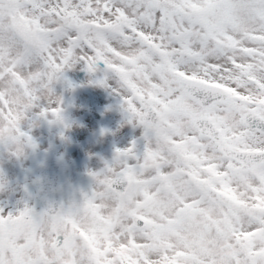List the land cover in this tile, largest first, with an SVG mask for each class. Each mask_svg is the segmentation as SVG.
<instances>
[{"label":"snow or ice","instance_id":"snow-or-ice-1","mask_svg":"<svg viewBox=\"0 0 264 264\" xmlns=\"http://www.w3.org/2000/svg\"><path fill=\"white\" fill-rule=\"evenodd\" d=\"M77 64L111 81L143 148L67 208L0 207V264H264V0H0L11 155L35 147L31 113L64 123L42 93Z\"/></svg>","mask_w":264,"mask_h":264},{"label":"rangeland","instance_id":"rangeland-1","mask_svg":"<svg viewBox=\"0 0 264 264\" xmlns=\"http://www.w3.org/2000/svg\"><path fill=\"white\" fill-rule=\"evenodd\" d=\"M64 76L66 81L59 80L53 84L55 95L61 98L64 123L49 122L50 115L37 116L33 112L21 122V128L31 136L35 147H25L23 154L16 157L1 144L0 171L3 177H0V185L3 186L0 187V207H5L7 202L9 210L27 204L34 211H40L33 197L27 193L30 188L37 193L34 185L39 186L37 178L25 172L33 151L51 150L63 163L60 202L61 207L67 208L70 204L79 203L82 193L92 190L94 181L89 171L103 168L105 162L110 163L116 149L127 148L133 142L137 150L143 148V127L135 121L127 122V115L120 107V97L113 91L111 81L107 87L89 82L103 76L102 72L97 70L89 74L77 64L67 69ZM68 82L75 87L69 103L64 97ZM92 104L99 106L103 115L100 122L84 111ZM81 142L84 146L80 145Z\"/></svg>","mask_w":264,"mask_h":264},{"label":"water","instance_id":"water-1","mask_svg":"<svg viewBox=\"0 0 264 264\" xmlns=\"http://www.w3.org/2000/svg\"><path fill=\"white\" fill-rule=\"evenodd\" d=\"M66 87L64 96L66 102L69 103L73 97L75 87L73 85H67ZM98 109L96 104H92L86 108V112L91 113L99 121L101 114ZM62 167L63 163L57 159L51 150L33 151L30 153V163L25 172L37 178L39 186L34 185V187L41 194L35 195L33 188H30L27 192L33 196L34 203L40 207V210L48 206L61 207L60 184L63 174Z\"/></svg>","mask_w":264,"mask_h":264},{"label":"clouds","instance_id":"clouds-1","mask_svg":"<svg viewBox=\"0 0 264 264\" xmlns=\"http://www.w3.org/2000/svg\"><path fill=\"white\" fill-rule=\"evenodd\" d=\"M42 95L45 97L46 100H53L55 99V94L50 95L47 92L42 93Z\"/></svg>","mask_w":264,"mask_h":264},{"label":"bare ground","instance_id":"bare-ground-1","mask_svg":"<svg viewBox=\"0 0 264 264\" xmlns=\"http://www.w3.org/2000/svg\"><path fill=\"white\" fill-rule=\"evenodd\" d=\"M66 86H67V85H66ZM66 86H65V89L67 88ZM65 89H64V91H65ZM73 95H74V94H73ZM64 97H65V96H64ZM65 101H66V100H65ZM69 102H70V101H69ZM70 121H73V120L70 119ZM89 143H90V142H88L87 144H89ZM83 144H84V142H81V143H80V145H83ZM87 144H85V146H86ZM83 146H84V145H83ZM4 206H5V207H9L10 204H8L7 202H5V203H4Z\"/></svg>","mask_w":264,"mask_h":264}]
</instances>
